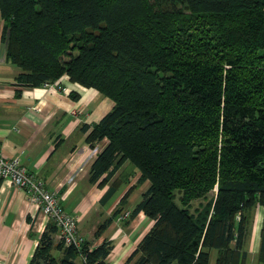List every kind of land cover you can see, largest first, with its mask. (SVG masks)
Masks as SVG:
<instances>
[{"label": "trees", "instance_id": "obj_1", "mask_svg": "<svg viewBox=\"0 0 264 264\" xmlns=\"http://www.w3.org/2000/svg\"><path fill=\"white\" fill-rule=\"evenodd\" d=\"M0 18L15 85L67 77L113 103L81 130L89 147L107 140L90 183L126 162L149 183L125 224H153L122 264H211V251L214 264H247L259 208L264 264V0H0ZM56 234L48 222L29 264H108L109 241L78 252Z\"/></svg>", "mask_w": 264, "mask_h": 264}, {"label": "crops", "instance_id": "obj_2", "mask_svg": "<svg viewBox=\"0 0 264 264\" xmlns=\"http://www.w3.org/2000/svg\"><path fill=\"white\" fill-rule=\"evenodd\" d=\"M2 29L0 18V155L17 158L46 189L56 193L64 211L79 218L78 232L90 243V249L109 241L112 250L107 263L122 264L153 221L139 213L126 225L128 217L119 220V216L133 210L149 183H139L138 170L128 162L107 183L98 186L105 175L90 183V168L107 140L89 147L85 142L88 131L81 130L97 124L111 111L113 103L94 89L69 82L67 77L57 81L65 91L15 85L21 70L6 62ZM71 94L77 99L73 100ZM127 192L130 194L123 211L95 237L99 225L112 217ZM261 218L257 219L259 227ZM47 223L23 190L0 180V264H29ZM256 245L258 255L259 230ZM51 254L57 259L62 257L56 249ZM215 259L211 251L210 263L214 264Z\"/></svg>", "mask_w": 264, "mask_h": 264}, {"label": "built area", "instance_id": "obj_3", "mask_svg": "<svg viewBox=\"0 0 264 264\" xmlns=\"http://www.w3.org/2000/svg\"><path fill=\"white\" fill-rule=\"evenodd\" d=\"M45 87L65 91L57 81L53 84H46ZM0 180L23 190L28 201L39 209L42 218L55 224L58 242L78 252L82 250L85 240L78 232L79 218L66 213L60 205L56 193L46 189L43 182L29 173L17 158L5 159L0 155ZM128 213L119 216V220L125 219Z\"/></svg>", "mask_w": 264, "mask_h": 264}, {"label": "rangeland", "instance_id": "obj_4", "mask_svg": "<svg viewBox=\"0 0 264 264\" xmlns=\"http://www.w3.org/2000/svg\"><path fill=\"white\" fill-rule=\"evenodd\" d=\"M130 166L134 168L133 165L130 164ZM215 193H216V189H214L211 193H209L208 196H207V201L212 200L214 198V196H215ZM204 203H205V201L203 199L196 200V201L192 202L191 211H193L194 209H197L200 205H202ZM104 210H107V206L105 207ZM254 215H255V217H254L253 224H252V229H251V231H252L251 233L252 234H251V236L248 239V242L246 244V249H248V252H249V258H248L247 264H258L257 263V255L255 253V251L257 250L256 249L257 248L256 244H257L258 230H259L258 229L259 228V224L257 222V219L259 221V219H260V217L262 215V210L259 208L258 210H256ZM212 253L215 254V256H216L215 251H212ZM52 254H54V256L57 255V254L55 255V253L53 251H52ZM212 256H214V255H212Z\"/></svg>", "mask_w": 264, "mask_h": 264}]
</instances>
